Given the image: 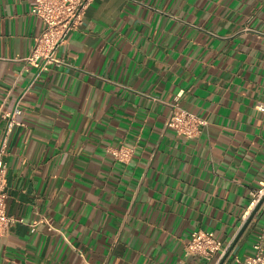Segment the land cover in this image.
<instances>
[{"label": "crops", "instance_id": "crops-1", "mask_svg": "<svg viewBox=\"0 0 264 264\" xmlns=\"http://www.w3.org/2000/svg\"><path fill=\"white\" fill-rule=\"evenodd\" d=\"M35 2L0 0V141L22 109L0 264H216L184 244L204 229L231 245L264 180V0H93L43 67ZM173 102L197 135L167 126ZM261 234L257 211L223 264Z\"/></svg>", "mask_w": 264, "mask_h": 264}, {"label": "built area", "instance_id": "built-area-1", "mask_svg": "<svg viewBox=\"0 0 264 264\" xmlns=\"http://www.w3.org/2000/svg\"><path fill=\"white\" fill-rule=\"evenodd\" d=\"M93 0H36L31 12L37 15L43 23L41 34L35 39L32 46L29 60L37 67H43L48 62L64 63L54 52L59 45L63 44L70 31L75 29L83 20L86 8ZM173 110L167 119V126L176 131L177 134L193 137L200 132V125L205 123L196 113L180 107L173 102ZM256 108L264 114V101H258ZM22 109L19 99L11 113L10 121L5 128V134L0 141V236L6 233L10 224L15 220L7 211L8 191L5 183L6 161L4 159V148L6 145V133L13 124L12 117L20 114ZM119 161H128L131 156V149L119 147L111 151ZM251 206L254 208L260 199H263L257 211H260L264 219V180L259 188L251 192ZM230 244L223 245L222 241L213 231L197 229L185 242L186 254H195L206 260H212L216 255L220 258L229 248ZM217 261V263L219 262ZM216 263V264H217ZM100 264H107L102 262ZM235 264H264V235L261 234L253 244V253L248 254L242 260L235 256Z\"/></svg>", "mask_w": 264, "mask_h": 264}, {"label": "water", "instance_id": "water-1", "mask_svg": "<svg viewBox=\"0 0 264 264\" xmlns=\"http://www.w3.org/2000/svg\"><path fill=\"white\" fill-rule=\"evenodd\" d=\"M262 200L263 199H260V201L257 203V205L252 209V211L249 214L248 218L246 219V221L242 225L241 229L238 231V233H237L234 241L231 243V245L229 246V248L224 253V255L221 257V259L219 260V262L217 264H223L224 260L227 258V256L229 255L230 251L232 250L234 244L237 242V240L239 239V237L242 235V233L244 232V230L246 229V227L248 226V224L250 223V221L252 220V218L256 214L257 210L260 207V204H261Z\"/></svg>", "mask_w": 264, "mask_h": 264}]
</instances>
